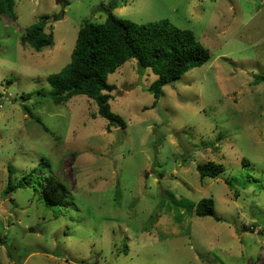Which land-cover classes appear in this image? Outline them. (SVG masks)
<instances>
[{"label":"rangeland","instance_id":"obj_1","mask_svg":"<svg viewBox=\"0 0 264 264\" xmlns=\"http://www.w3.org/2000/svg\"><path fill=\"white\" fill-rule=\"evenodd\" d=\"M110 1L15 0L0 15V264H264V0H118V17L169 19L211 58L155 106L158 75L118 67L111 105L129 125L113 131L87 95L55 104L48 81ZM42 15L55 44L37 51L22 37ZM210 160L226 170L202 178ZM11 171L27 187L5 194ZM203 197L219 220L191 210Z\"/></svg>","mask_w":264,"mask_h":264},{"label":"trees","instance_id":"obj_2","mask_svg":"<svg viewBox=\"0 0 264 264\" xmlns=\"http://www.w3.org/2000/svg\"><path fill=\"white\" fill-rule=\"evenodd\" d=\"M119 3L118 0H111L108 6L102 4L101 8L106 14L104 21L86 20L82 24L70 63L60 72L48 77L52 89L51 98L55 104L66 103L78 94L87 95L96 101L98 105L96 115L107 120L109 131L115 128L124 129L129 125L111 105L117 85L109 82L108 78L118 67L128 60L136 59L141 68H150L158 75L148 87L154 94L155 106L165 85L179 79L188 70L202 66L211 58L209 50L191 29L181 28L169 19L137 23L118 17L114 9ZM14 4L15 0H0V15L15 16L12 13ZM48 18V15H42L39 21L26 29L22 37L23 44H29L37 51L55 44L53 32L46 31ZM261 79H264V75L258 78V81ZM28 96L30 95L27 94L23 98L26 99ZM23 107L26 112L31 111L30 107L26 105ZM45 128L49 131L48 127ZM50 166V161L45 158L38 167L29 172L28 176L33 180L32 186L36 190H39L38 186L42 182V179L35 175L36 171L47 170ZM197 170L202 178H217L225 172L226 167L221 162L210 160L199 162ZM25 177H19L16 181L11 171L4 193H12L27 187ZM44 196L46 203L61 214L49 196L46 194ZM169 196L173 199L174 194L170 192ZM182 201L186 202L185 199ZM191 210L198 216L216 218L215 199L203 197Z\"/></svg>","mask_w":264,"mask_h":264},{"label":"water","instance_id":"obj_3","mask_svg":"<svg viewBox=\"0 0 264 264\" xmlns=\"http://www.w3.org/2000/svg\"><path fill=\"white\" fill-rule=\"evenodd\" d=\"M32 230H33V228L30 229V231H32Z\"/></svg>","mask_w":264,"mask_h":264}]
</instances>
